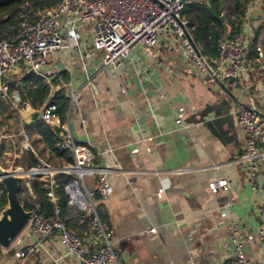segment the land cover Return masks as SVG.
Returning a JSON list of instances; mask_svg holds the SVG:
<instances>
[{"label": "crops", "instance_id": "crops-1", "mask_svg": "<svg viewBox=\"0 0 264 264\" xmlns=\"http://www.w3.org/2000/svg\"><path fill=\"white\" fill-rule=\"evenodd\" d=\"M221 22L222 37L242 34L247 38L243 85L231 88L221 81L233 97L220 85L208 84L204 73L164 43L153 48L157 56L166 48L173 58L168 64L162 54L156 58L146 48L137 50V58L154 74L151 83L145 79L144 85L139 84V92L133 65L125 61L119 69L104 68L100 51L91 49L88 38L84 46L94 56L88 64L89 80L75 52L52 56L46 67L49 85L23 64L16 68L8 77L10 93L0 96V151L15 162L13 171L36 168L43 172L38 176L25 175L27 179L22 185L19 183L23 199L35 202L30 179H53L51 169L71 163L56 156L33 128L34 119H40L41 104L49 94L55 102V92L63 88L68 104L62 120L75 142L90 151L92 164L108 170L111 193L106 198L98 197L96 208L101 222L112 233L120 264H230V218L242 229L250 263L264 264V240L256 235L262 223L257 202L264 170L257 180V189H253L245 163L238 160L243 152V138L233 113L239 105L235 99L244 104L252 101L264 111V0H250L243 13H229L227 18L224 15ZM28 74L39 78L47 89L38 105L25 96L27 89L37 85L32 80L24 81ZM153 84L162 90L165 99L155 95ZM121 85H125V93L120 91ZM144 90H148V98ZM13 93L18 95L15 102ZM5 104L15 113L14 120H8L9 127L1 114ZM149 105L153 113L149 112ZM175 110L181 113L187 129L175 124ZM24 141L30 148H25ZM23 151L34 152L43 166L25 169L21 164ZM220 179L227 180V188L213 192L208 183ZM83 180L88 189L93 188L94 175H86ZM55 187L56 183L53 193ZM161 187L163 193L157 196ZM54 197L52 201L56 202L55 193ZM226 202L230 205L222 207ZM68 203L72 205L69 200ZM73 209L69 216L71 226H66L80 236L90 253L95 245L89 218ZM152 226L156 233L147 232ZM28 248L32 251L26 259L14 256L16 249ZM20 262L80 264L65 253L58 233L40 237L29 224L6 254L0 250V264Z\"/></svg>", "mask_w": 264, "mask_h": 264}, {"label": "built area", "instance_id": "built-area-1", "mask_svg": "<svg viewBox=\"0 0 264 264\" xmlns=\"http://www.w3.org/2000/svg\"><path fill=\"white\" fill-rule=\"evenodd\" d=\"M185 4L186 0H57L53 5L33 12L35 17L29 19L33 13H29L30 5L28 1H24L13 27V37L0 38V96L7 97L10 93L8 77L21 64L44 78L49 85L46 70L49 60L54 54L64 51L78 55L86 79L89 80L88 64L94 56L84 46L87 38L91 49L100 51V62L104 68L111 66L119 69L125 61H129L135 68V78L140 85L145 79L152 82L154 74L137 58V50L158 47L160 43L176 50L180 58L204 73L208 84L214 86L218 79L225 81L231 88L243 85L247 69L244 62L247 52L246 36L236 34L218 39L215 54L210 57L203 56L208 70L199 60L188 38V21L181 14ZM152 90L160 99L166 98L156 84H153ZM120 91L126 92L125 85H121ZM143 92L148 98V90ZM50 97L49 94L39 107V117L57 134L59 148L68 151L72 156L71 163L51 169L52 174L72 176V180L64 187L65 192L69 202L88 216L95 249L88 253L79 235L67 228L63 220L44 217L38 211V206L33 210L28 224L40 237L58 233L65 253L74 257L80 264H120V254L114 245L112 233L101 222L96 208L97 198H106L111 193L108 170L92 164V154L75 142L68 125L62 120L58 105L50 100ZM12 98L13 101L18 99L17 93H13ZM148 110L153 113L151 105ZM233 113L243 138V152L238 160L245 163L252 187L257 189V180L264 170V120L239 105L235 106ZM142 121L143 117H140L138 122ZM174 122L179 129L188 128L181 113L176 110ZM24 136L26 139L27 134ZM24 146L30 148L26 141ZM146 149L150 151L151 147L147 146ZM38 170L31 168L30 171L33 172L26 175H42L43 172ZM86 175L95 176L92 189L85 186L83 177ZM262 175L264 176V172ZM54 185V179H50L46 196L51 200L55 199L52 190ZM208 186L213 192L220 188L226 189L227 180L209 182ZM260 189L257 206L262 223L257 227L256 235L264 240V182ZM163 190L162 187L159 188L157 196H160ZM228 205L230 202L221 206ZM228 229L232 244L230 264H251L245 253L240 225L230 218ZM147 232L156 233V228L152 226ZM9 249L0 247L3 254ZM31 251V248L16 249L14 256L24 260Z\"/></svg>", "mask_w": 264, "mask_h": 264}, {"label": "trees", "instance_id": "trees-1", "mask_svg": "<svg viewBox=\"0 0 264 264\" xmlns=\"http://www.w3.org/2000/svg\"><path fill=\"white\" fill-rule=\"evenodd\" d=\"M24 1H28L30 5L28 8L29 13H33L43 7L53 5L57 0H0V38L7 37V35L4 32L2 33V31L5 30L7 24H14L18 19L19 12ZM249 1L250 0H205L198 2L190 0L185 4L183 13L185 19L188 21V32L202 56H213L215 54L217 41L224 34V23H222L214 15V13H224L226 18L229 13L239 15L240 13H243L244 8L247 6ZM233 24L234 22L231 21L232 27H234ZM32 77L33 74H28L25 76L24 81L28 83L32 80L37 82V85L33 88L31 87L27 89L25 96L33 105H38L44 99L47 89L39 78L35 79ZM53 98L58 104L59 113L63 118L62 115L64 114L68 104V99L64 94L63 88L57 90ZM33 128H35L42 136L49 148L55 152L56 156L67 162L72 161V156L68 151L60 149L58 145L56 146L58 139L48 125L44 124L39 118H35ZM21 164L25 169L43 166L38 156L32 151L22 152ZM53 179L56 183V187L54 188V193L57 197L56 202L46 196V192L49 190L48 179H30L31 190L34 196H36L35 202L38 203V211L44 217L63 220L69 227L71 226L69 223V216L74 210V207L68 203L69 199L65 193L64 187L72 180V176L61 173L53 175ZM0 186L4 188L1 183ZM21 192L22 189L21 186H19L18 197L21 195ZM20 201L25 209H36L34 200L28 201L20 198ZM0 205V209L6 205L5 194L0 196ZM56 207L58 208L57 210ZM78 211L81 210L78 209Z\"/></svg>", "mask_w": 264, "mask_h": 264}, {"label": "water", "instance_id": "water-1", "mask_svg": "<svg viewBox=\"0 0 264 264\" xmlns=\"http://www.w3.org/2000/svg\"><path fill=\"white\" fill-rule=\"evenodd\" d=\"M214 15L221 21H224L223 14ZM189 40L192 43L193 50L197 54L199 60L204 64V66L209 70V67L206 61L203 59L199 49L196 47L192 38L188 35ZM217 84L222 87V89L230 96L232 94L228 89L222 84L221 81L217 79ZM234 99V98H233ZM239 105L245 109L250 110L252 113L258 115L264 120V111L257 107L254 102L249 104H244L241 101L235 99ZM33 171H13L6 170L0 166V183L5 189L6 192V205L1 209L0 213V247L10 248L12 242L18 237L21 231L28 225L29 219L33 210H27L23 207V204L20 202L18 197V188L19 183L22 181L26 173Z\"/></svg>", "mask_w": 264, "mask_h": 264}, {"label": "rangeland", "instance_id": "rangeland-1", "mask_svg": "<svg viewBox=\"0 0 264 264\" xmlns=\"http://www.w3.org/2000/svg\"><path fill=\"white\" fill-rule=\"evenodd\" d=\"M201 1H204V0H201ZM188 2V0H186V3ZM35 12V11H34ZM181 14H182V16L184 17V19H185V16H184V13H183V11L181 12ZM35 17V14L33 13V14H30V16H29V19H32V18H34ZM14 25H15V23L13 24V23H11V24H7V26L5 27V30H3L2 31V33L4 32L10 39L13 37V35H14V31H15V29L13 28L14 27ZM149 47V46H148ZM148 50H149V52L151 53V54H154L155 55V48H153V47H149L148 48ZM161 54H162V56L163 57H165V63H171V62H173V58H172V55H169V53L166 51V48H165V50L164 49H162L161 50V52H160V54L157 56V55H155V57L156 58H161L160 56H161ZM78 57V56H77ZM76 58V57H75ZM112 71V70H111ZM145 84V81H143V85ZM135 88L137 89V91L139 92L140 91V85H139V83H136V85H135ZM132 92H134V90L132 91ZM1 114H3V115H5V122H7V126L9 127V123H8V120L9 121H13L14 120V118H15V113H14V111L12 110V109H10L9 108V105H4V109H2V112H1ZM14 138V137H13ZM1 145H3V143H1ZM13 159L11 158V157H7V155H4L1 151H0V166L1 167H3L4 169H6V170H11V168H12V166H13V164L15 163L14 161H12ZM15 160V159H14ZM24 179H27V177H23V179H22V181L20 182L21 183V185L23 184V181H24ZM3 194H5V196H6V192H5V189L4 188H2L1 186H0V196L1 195H3ZM21 196V197H20ZM20 198H23V196H22V194L21 195H19V199ZM21 202V201H20ZM7 203V202H6ZM1 206V205H0ZM4 207V206H3ZM2 207V208H3ZM1 208V209H2ZM1 209H0V213H1ZM246 256H247V254H246Z\"/></svg>", "mask_w": 264, "mask_h": 264}]
</instances>
